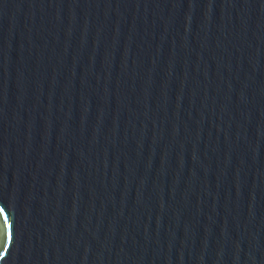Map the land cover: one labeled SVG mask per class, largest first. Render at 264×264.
Listing matches in <instances>:
<instances>
[{"label":"water","instance_id":"95a60500","mask_svg":"<svg viewBox=\"0 0 264 264\" xmlns=\"http://www.w3.org/2000/svg\"><path fill=\"white\" fill-rule=\"evenodd\" d=\"M0 264H264V0H0Z\"/></svg>","mask_w":264,"mask_h":264},{"label":"snow or ice","instance_id":"6c2138e0","mask_svg":"<svg viewBox=\"0 0 264 264\" xmlns=\"http://www.w3.org/2000/svg\"><path fill=\"white\" fill-rule=\"evenodd\" d=\"M0 211H3V208H0Z\"/></svg>","mask_w":264,"mask_h":264}]
</instances>
